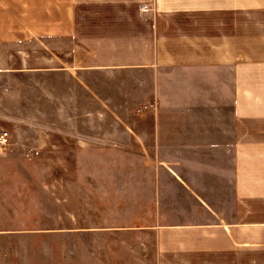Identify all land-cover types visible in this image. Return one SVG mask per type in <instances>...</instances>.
I'll use <instances>...</instances> for the list:
<instances>
[{
	"label": "crops",
	"instance_id": "obj_1",
	"mask_svg": "<svg viewBox=\"0 0 264 264\" xmlns=\"http://www.w3.org/2000/svg\"><path fill=\"white\" fill-rule=\"evenodd\" d=\"M2 74L110 109L109 147L70 118L35 147L130 157L153 264H264V0H0Z\"/></svg>",
	"mask_w": 264,
	"mask_h": 264
},
{
	"label": "rangeland",
	"instance_id": "obj_2",
	"mask_svg": "<svg viewBox=\"0 0 264 264\" xmlns=\"http://www.w3.org/2000/svg\"><path fill=\"white\" fill-rule=\"evenodd\" d=\"M28 80L0 77V115L18 122L0 151V264H153L152 236L131 232L150 222L142 207L151 205L140 178H126L130 157L35 147L36 128L56 129L68 118L74 130L101 134L109 147V133L122 130L110 109L82 101L88 95L66 79L71 101H13L9 94L44 95Z\"/></svg>",
	"mask_w": 264,
	"mask_h": 264
},
{
	"label": "built area",
	"instance_id": "obj_3",
	"mask_svg": "<svg viewBox=\"0 0 264 264\" xmlns=\"http://www.w3.org/2000/svg\"><path fill=\"white\" fill-rule=\"evenodd\" d=\"M145 9H143L144 11ZM9 134L7 132H0V151L5 149L9 144Z\"/></svg>",
	"mask_w": 264,
	"mask_h": 264
}]
</instances>
